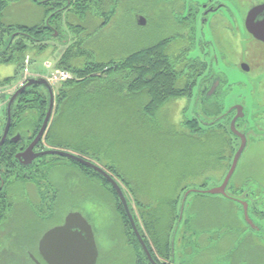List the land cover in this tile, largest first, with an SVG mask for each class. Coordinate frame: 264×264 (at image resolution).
<instances>
[{"label":"rangeland","instance_id":"obj_1","mask_svg":"<svg viewBox=\"0 0 264 264\" xmlns=\"http://www.w3.org/2000/svg\"><path fill=\"white\" fill-rule=\"evenodd\" d=\"M237 1L231 0L233 11H237L235 7ZM108 8L113 12L108 25L99 33L100 44L93 46L94 52L87 47L88 56H84V61H90L92 58L94 60L95 58L123 59L135 50L152 45L160 36L159 25L161 23L155 18L162 17L159 8H155V11L141 10L147 20L145 25L123 19L121 16L123 7L119 6L116 0ZM44 14V9L32 3L31 0H16L9 3V7L4 12L3 21L7 24L32 25L42 21ZM161 28L163 29V26ZM63 33L65 34L64 39L68 38L67 41L63 42L57 37H48L47 46L44 49H40L38 44L29 43L23 54L28 53L31 56L33 71L47 74L46 62L55 63L61 57L73 39V34L67 28H64ZM248 47L251 48V52L247 59H251L255 57L256 51L253 46ZM244 55L246 52L240 56L232 50L224 51V59L228 63H221L219 68L224 75L226 74L227 81L231 83V85L223 86V89L228 86V95L223 100V105L229 107L245 97L248 117H250L249 112L251 114L253 109L254 111L258 109L255 103L260 99L264 103V84H259L263 90L259 96L258 92L253 89L254 84L248 80L250 75L237 66L242 59L247 60ZM21 57L22 53H16V60L18 59L19 62L0 63L1 80L16 75L17 68L22 61ZM263 59L264 53H261L260 61ZM250 63L254 67L252 61ZM262 64L264 65V60ZM258 74L259 78L264 77V66L260 68ZM4 86L11 87L10 85ZM43 88L46 90L45 87ZM99 96L100 90L93 84L85 93L66 105H62L64 101L58 105L57 101L50 128L53 126L57 131H65L64 135L72 147L79 143L88 147L89 149L77 150L85 151L93 160L114 165L119 172H121L119 169H126L130 175L138 178L137 183L140 187L147 188L153 193L154 198H151L157 202L159 201L157 197L161 196L164 199V195L168 196L169 192L175 189L174 193H178L181 203L186 191L193 188L211 189L223 182L232 164L234 150L228 144L230 140L227 138L228 135L225 136L223 132L218 131L216 124L205 125L200 122L202 129L200 132L190 130L187 123L198 117L196 115L198 113L203 115L207 122H214L215 119V115L208 116L204 113L206 109H211L214 114L216 107L213 110V105L203 106L198 100L196 101V90H193L192 95L195 99L191 101H186L179 96L166 102L161 106L160 112L161 110L162 112L156 115V118L157 116L160 118L156 120L142 115L143 120L137 111L135 112V104L125 105L112 95L107 96L106 99L99 98ZM263 116L264 109H260L252 113L248 122H252L253 119L261 121ZM3 118L4 115L0 114V123ZM254 124L264 129V121ZM262 133L263 130L256 133L251 132V140L249 139L250 142L240 157V162L231 179L232 186L235 188L230 190L241 198H247L253 216L264 224V220L260 219L262 218L261 213H264V134ZM89 173H91L92 183L94 184L96 180L101 187L91 184L90 189L83 192L80 199L74 200L68 198L67 188L65 192L63 189L65 196H62V201L54 216L44 213L40 221V226H42L40 232L63 224L71 211H80L94 226L100 249L98 264H135V257L126 247L128 245L125 232L127 227L120 216L119 197L97 174ZM56 175L62 180V176L66 177L67 173L58 170ZM117 178L139 222L142 223V226L140 225L142 230L149 237L143 220L140 221L141 213L135 201V191L130 190L123 180ZM129 178L135 186V178L131 176ZM74 183L80 185L79 179L75 178ZM189 187L191 188L188 189ZM236 188L241 191L239 189L237 191ZM75 194L81 196L78 192ZM186 204L185 216L181 225L177 224L176 219L173 225L170 224L175 230L172 235L176 242L175 264H243L245 261L244 264H264V239L255 237L250 244L244 246L246 239L237 238L244 228L234 218L235 215L240 220L244 217L241 209L232 206L228 198L221 195L193 193L188 196ZM179 210L180 204L171 211L170 215L178 214ZM231 236H233L232 240ZM116 244L122 249L124 256H116ZM152 247H154L153 243ZM257 248L263 250L260 251ZM233 250L236 252L234 263L231 260ZM38 252L37 248L0 247V264H28L31 262L24 263L22 259L30 260L36 257ZM158 260L163 262L166 258L160 256ZM42 263L45 264V262Z\"/></svg>","mask_w":264,"mask_h":264},{"label":"flooded vegetation","instance_id":"obj_2","mask_svg":"<svg viewBox=\"0 0 264 264\" xmlns=\"http://www.w3.org/2000/svg\"><path fill=\"white\" fill-rule=\"evenodd\" d=\"M75 1L76 0H51L50 2L53 6L57 5V10H60L65 8L66 5L74 4ZM116 1L119 6L123 7L121 13L123 19L133 20L136 23H138V18L144 17L141 10L148 9L155 11V8H159L162 17L155 18L161 23V25H159L160 36H158L153 45H156L157 42L161 41L162 44L166 45L167 53L170 57L175 58L186 55L188 58L199 60V67L204 63V67L195 68V73L189 74V77H186L185 80H187V82L184 81V83H180H186L189 87V91L181 97L186 101H191L194 98L192 97L193 90H196L197 97L196 99L194 98L196 101L198 100L203 106L213 105V110H215L216 107V114L214 113L216 120L215 124L218 125V131L223 132L225 136L228 135L227 138H230L228 144L230 147H233V158L239 150V146L242 142V139L236 136L231 127V122L238 114V109L236 108L238 105L243 106L244 116L239 117L236 120L235 125L238 130L246 134L248 143L251 140V132L256 133L263 130L262 134H264V129H262L260 125L256 126V124H254L264 121V116L261 118V121H254L253 119L252 122H248L252 117V113L264 109V103L261 99L255 103L257 104L258 109H255V111L253 109L251 114L249 112L250 117H248L245 97L240 98V100H237V102H234L233 105L229 107L223 105V100L228 95V86H226L225 89H223V86L225 84L231 85V83L227 81L226 74L224 75L219 68L221 63H228V61L224 59V51L232 50L240 56L243 52H246V55L244 56H246L247 59V56L251 52V48L248 46H253L256 51L255 57H251V59L248 58L247 60L242 59L237 66L239 69L250 75L248 80L254 84L253 89L258 92L259 96L260 93H263L262 87H259V84H264V77L259 78L260 73L258 74V72L260 68L264 66L262 64L264 59L260 61L261 53H264V41L252 35L248 29V25H246V20L249 11L257 5H264V0H238L237 5L235 6L237 11L232 10L231 0ZM104 8H106V4L100 6L101 13ZM105 18L106 14L102 15V18L100 19V22L101 24L103 23V25H105ZM89 19L91 18L89 17ZM263 19L264 8L259 11L255 21L257 22ZM75 20H81V18ZM161 26H163V29ZM67 40L68 38L61 39L63 42ZM164 45L162 47H164ZM250 61H252L254 67ZM184 74H188V72L185 70ZM257 78L259 79L257 80ZM218 82H220L219 86ZM213 85H217L216 90L210 98H207L208 91ZM6 124L7 121H2L0 123V141L3 138ZM10 131L6 140L11 137ZM37 134L22 149H5L6 152L4 153L2 149L3 146L0 148V247L17 246L20 249L37 248L39 250L40 240L45 232L49 230L47 229L46 231L40 232L42 228V226H40V221L42 220V217H44V213L46 212L48 215L50 214L51 216H54L60 202L62 201V196H65L64 192L66 188L68 198L74 200L80 199L82 193L89 190L91 184H93L91 175L87 174L81 168H89L83 163L60 155H39L50 149L44 141L45 137L34 147L33 158L25 157L21 160L17 159L16 155L26 151V148L36 138ZM17 135H19L20 138L15 142L13 141V138ZM11 139L15 143H20L23 139L22 133L16 132ZM57 148H65L62 150L74 152L76 155L81 156L84 159L91 160L90 156H88L85 151L70 148L66 149V147ZM12 152L14 153V162H12ZM29 160L31 161L28 162ZM95 162L101 165L99 162ZM58 170L66 172L67 176H62L61 180L56 175V171ZM75 178L79 179L80 185L74 183ZM94 184L96 187H101L96 180H94ZM75 192H78L81 196L76 195ZM227 196L228 200H231V205L234 204L241 209V213L244 217L242 220L235 219L242 228H244L241 235L237 238L246 239L244 246L250 244L255 237L264 239V224L259 222L256 217L253 216L248 199L241 198L238 195L233 194L232 191L229 195L227 194ZM227 196L224 197L227 198ZM243 202H247L249 205L248 213L253 224H250L244 215ZM260 216L262 217L260 219L264 220L263 212ZM232 239L233 236H231V240ZM172 245L173 255L169 259L166 258V261H163L164 264H175L174 239ZM258 250L261 251L263 249L260 248ZM236 252L234 250L231 251L232 262L236 258ZM159 257L160 256H158V258ZM22 260L24 263L30 261L31 263L28 264H38L37 261L40 263L45 262L40 251L36 257H33L30 260L23 258ZM45 264H47V262H45Z\"/></svg>","mask_w":264,"mask_h":264},{"label":"trees","instance_id":"obj_3","mask_svg":"<svg viewBox=\"0 0 264 264\" xmlns=\"http://www.w3.org/2000/svg\"><path fill=\"white\" fill-rule=\"evenodd\" d=\"M14 1L16 0H0V63H12L13 61L19 62L18 59L16 60V53H22V57L20 58L22 61L17 68L16 75L3 80L0 79V84H12L18 78L23 70L24 60L28 54L23 53L28 48L29 43L38 44L40 49H44L47 46L46 41L48 37L62 39L65 37V34L63 33L64 28H67L73 34V39L64 50L61 57L57 60L56 65L58 68L72 71L76 74L77 79L69 80L58 87L56 94L58 105L63 103V101L64 103L62 105H66L68 102L75 100V98H78L81 94L85 93L88 87H91L94 84L96 88L100 90L99 98L106 99L109 95L115 96L117 101H121L125 105L135 104V112L137 111V114L141 116V118L143 115L148 119L153 118L156 120L160 118L159 116L156 118V115L160 112L162 105L171 99L183 96L189 91V87L186 83H180H184V81L187 82V80H185L186 77H189V74H194L195 68H202L205 66L203 63L199 67V60L188 58L186 55L175 58L170 57L167 53L166 45L162 44L161 41L157 42L156 45H147L135 50L123 59L114 60L111 58L104 60L95 58L94 60L92 58L90 61H84V56H88L86 53L87 47H90L94 52L93 46L97 43L100 44L98 36L108 25L107 22H109L113 12H111L108 7L114 0H76L74 4L66 5L65 8L60 10H57V5L53 6L50 2L51 0H31L32 3L42 7L45 11L42 21L32 25L21 23L7 24L3 21L4 12L9 7V3ZM103 4H106V8H104V10L102 9L103 11L101 13L100 6ZM104 14H106L105 25L100 22V19ZM89 17L91 19H89ZM78 18H81V20H75ZM55 32H57V35ZM163 45L164 47H162ZM96 52L101 53L102 51ZM185 70L188 74H184ZM82 103L84 104V102ZM48 106L49 93L40 85H32L18 95L12 107V127L10 129V136L12 137L16 132H21L23 139L20 143H15L12 141L11 137H9L2 147L4 153L6 152L5 149L24 148L30 140L35 137L41 128ZM206 110L207 111H205L204 114H207L208 116L214 115L212 114L211 109ZM6 118L7 116L5 113L4 122L6 121ZM187 124H189L192 132H200L202 130L198 118H195ZM64 133L65 131H57V129L51 126L46 134L48 144L73 149H89L80 143L79 145L72 147L71 144H68L70 141L66 139ZM11 154L12 162H14V153L12 152ZM104 165L114 176L116 175L123 180L130 190L135 191V201L141 213L140 221L143 220L142 222L148 229L149 237L145 235L142 230V223L139 222L134 208L128 201L131 213L133 214L139 232L144 237L145 243L151 251L154 259L159 263L164 264V262L158 260V256H163L169 259V257H172L173 255L172 243L174 238L172 235H174V227L172 225L173 221L176 220L177 224L181 225L184 220L187 207L186 202L182 219L179 222L183 197L180 203L178 193H174V189L169 192L168 196L164 195V199L161 196L157 197L159 200L157 202L153 200V193L147 190V188L140 187L137 183L138 178L136 179V177L130 175L126 169V171L119 169L121 171L119 172L114 165ZM81 168L87 174H91L89 172L97 174L103 179L106 186L109 185L114 194L119 197L113 186L100 173L92 168ZM130 176L131 178H135V186H133V183L129 178ZM231 181L226 190L228 195L231 193L230 189L235 188V186H232ZM177 186L179 185L177 184ZM190 188L191 187L188 189ZM238 189L239 188H236L237 191ZM239 191H241V189H239ZM193 193L204 194L202 192H192L190 195ZM228 201L230 202L231 200ZM178 203L180 204L179 213L170 215L171 211H173L174 208H177L179 205ZM232 206L235 205L233 204ZM120 209V216L123 220L122 222L127 227L125 231L129 245L126 246L127 250L135 257V264H151L140 241L136 237L121 199ZM234 218L239 220L236 215ZM167 221L168 223L166 224ZM152 243L154 247H152ZM116 245V256H124L122 249L118 247V244ZM131 248H133V250H131Z\"/></svg>","mask_w":264,"mask_h":264},{"label":"water","instance_id":"obj_4","mask_svg":"<svg viewBox=\"0 0 264 264\" xmlns=\"http://www.w3.org/2000/svg\"><path fill=\"white\" fill-rule=\"evenodd\" d=\"M264 8V5H257L256 7L252 8L249 11V15L246 20V25H248L249 31L252 33L253 36L256 38H259L264 41V19L255 21L257 18V15L259 14V11ZM138 23L140 25L147 24V20L142 17L138 18ZM57 35V32H55ZM220 82H218L219 86ZM32 85H44L48 88L50 93V105L47 110L45 119L43 121V124L36 136V138L31 142V144L26 148L27 150L21 153H18L16 155V158L21 160L25 157H34L33 149L34 147L39 143V141L45 137L46 132L49 129L50 123H51V116L53 112V106H54V91L51 85L47 82L45 78H30L18 91L12 96L8 103L7 107V124L5 127L4 135L2 140L0 141V148L3 146L7 135L10 131L11 125H12V107L17 99L18 95L22 93L26 88L32 86ZM217 85H213L212 88L208 91L207 98H210L214 91L216 90ZM238 109L237 116L233 119L231 122V127L233 132L236 134V136L240 137L242 139L241 145L239 146V150L235 154L233 158V162L228 170L227 175L225 176V179L223 182L211 189H190L186 191L182 209H181V215L179 221L182 219L183 210L185 206V201L188 197V195L192 192H202L210 195H223L227 196V188L230 185V180L232 179L233 175L235 174V170L239 164L240 157L242 156L243 152L245 151V148L248 143V138H246V134L244 132H241L238 130V128L235 125L236 120L239 117H243V106L238 105L236 107ZM221 118V117H220ZM205 125H211L216 122H207L201 118L200 120ZM20 136L17 135L13 138V141L17 142L19 140ZM45 140V138H44ZM50 147V146H49ZM63 148H53L50 147L49 150L44 151L40 153L39 155H60L65 156L71 159H74L76 161H79L86 165L87 167H90L97 172H99L103 177H105L108 182L113 186V188L116 190L117 194L119 195L125 211L130 219V222L132 224L133 230L140 241L149 261L152 264H159L154 257L152 256L147 244L144 241V238L142 237L141 233L139 232V229L137 227V224L135 222V219L133 217V214L131 213L129 203L126 197V194L119 183L118 179L111 174L107 169H105L102 166H99L92 161L86 160L81 156H78L70 151L62 150ZM29 160L28 162H30ZM244 206V215L248 222L250 224H253L248 213V207L249 205L247 202L242 203ZM39 251L42 257L44 258L45 262L47 264H98L99 260V247L97 244L95 232L93 229L92 224L89 222V220L79 211H73L70 212L65 220L64 223L58 226H55L51 229H49L43 237L40 240V246ZM38 264H42L39 261H37Z\"/></svg>","mask_w":264,"mask_h":264},{"label":"built area","instance_id":"obj_5","mask_svg":"<svg viewBox=\"0 0 264 264\" xmlns=\"http://www.w3.org/2000/svg\"><path fill=\"white\" fill-rule=\"evenodd\" d=\"M29 64H30V59L28 57L26 59V66L24 68L25 78L17 86L23 84L24 81L28 78V76L32 75ZM73 78L74 75L70 71L62 70V69L54 70L47 76V79L51 84H57ZM15 89L16 86H11V87L0 86V112L3 110L9 96L13 93Z\"/></svg>","mask_w":264,"mask_h":264},{"label":"bare ground","instance_id":"obj_6","mask_svg":"<svg viewBox=\"0 0 264 264\" xmlns=\"http://www.w3.org/2000/svg\"><path fill=\"white\" fill-rule=\"evenodd\" d=\"M22 80H23V79H22ZM22 80H21V81H22ZM21 81H20V82H21ZM27 81H28V80H25L23 84H21V85L18 86V88H19L20 86H23ZM18 83H19V82H18ZM18 83H17V84H18ZM49 105H50V100H49ZM48 108H49V106H48ZM47 110H48V109H47ZM53 112H54V111H53ZM53 112H52V115H53ZM51 120H52V116H51ZM50 125H51V123H50ZM49 128H50V126H49ZM48 130H49V129H48ZM47 132H48V131H47ZM47 132H46V134H47ZM46 134H45V136H46Z\"/></svg>","mask_w":264,"mask_h":264},{"label":"crops","instance_id":"obj_7","mask_svg":"<svg viewBox=\"0 0 264 264\" xmlns=\"http://www.w3.org/2000/svg\"><path fill=\"white\" fill-rule=\"evenodd\" d=\"M35 72L41 73V72H39V71H35Z\"/></svg>","mask_w":264,"mask_h":264}]
</instances>
